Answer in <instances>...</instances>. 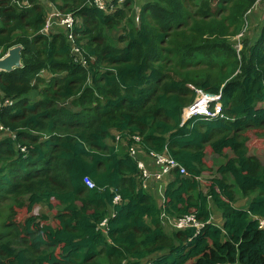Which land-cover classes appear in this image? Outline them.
<instances>
[{
  "label": "trees",
  "instance_id": "16d2710c",
  "mask_svg": "<svg viewBox=\"0 0 264 264\" xmlns=\"http://www.w3.org/2000/svg\"><path fill=\"white\" fill-rule=\"evenodd\" d=\"M22 1L0 0V58L23 46V66L0 71V125L11 132L0 136V201L14 199L0 228V264H264V162L249 146L250 132L264 138V27L243 37L240 52L229 37L262 0H147L139 23L130 0L109 14L90 0ZM46 1L80 19L73 40L55 24L43 32ZM224 54L235 63L220 84L173 65ZM192 83L220 93L227 118L183 122ZM129 134L142 151H166L185 167L162 205L141 186L133 141L117 140ZM208 151L224 161L205 184ZM36 205L47 210L34 214ZM162 212L193 214L202 226L169 229Z\"/></svg>",
  "mask_w": 264,
  "mask_h": 264
},
{
  "label": "built area",
  "instance_id": "2783aa9c",
  "mask_svg": "<svg viewBox=\"0 0 264 264\" xmlns=\"http://www.w3.org/2000/svg\"><path fill=\"white\" fill-rule=\"evenodd\" d=\"M125 0H90L88 3L96 8L103 10L105 13H113L118 8H122ZM24 5H28V1L24 0ZM49 7V5L47 6ZM49 16L46 20L45 28L43 32L46 33L52 25H57L58 28H61L66 32V34L73 40L72 30L79 23V19L75 17L73 12H63L58 8H47ZM137 23L140 22V12L137 11L135 16ZM72 50L77 54H81V49L72 41ZM80 61L83 62V58L79 57ZM191 88L195 90V98L193 102L188 105L183 112V122L190 120L192 118H204V119H213V118H227L223 111V106L221 102V94H215L212 92L205 91L194 85H190ZM2 128V125H1ZM131 139L133 141L131 147V154L137 159L140 167V181L143 188H147L149 180L156 178L159 180L164 179L166 176L171 179L175 172L178 170L181 174H185V167L182 166L178 161L172 158L168 152H145L140 149L138 145L140 137L136 134H129L127 139L121 136H117V140H121L125 144ZM116 140V141H117ZM118 142V141H117ZM146 160H150L153 164L158 166L157 170L152 171L151 168L147 165ZM85 183L88 187H94L95 183L89 177L84 178ZM164 198V195H163ZM121 196L116 194L114 197V204H118L121 201ZM164 200V199H163ZM161 218L164 224L172 225L176 229H182L187 227H196L199 228L202 226V223L196 220L193 214L186 215L175 220L172 217H168L165 212L161 213ZM259 225L261 228H264V217L259 218ZM105 225V221L102 223ZM146 264H153L151 261Z\"/></svg>",
  "mask_w": 264,
  "mask_h": 264
},
{
  "label": "rangeland",
  "instance_id": "374dc122",
  "mask_svg": "<svg viewBox=\"0 0 264 264\" xmlns=\"http://www.w3.org/2000/svg\"><path fill=\"white\" fill-rule=\"evenodd\" d=\"M127 9L128 13L136 12L134 17L137 14V9H135V6H140L141 8L146 5L147 0H130L128 1ZM49 7H54V5L49 2ZM134 10V11H133ZM232 13L231 10H228L224 13V18L227 20H231ZM264 27V0L257 2L253 8L247 12V14L243 17V22L241 24V31L238 33H235L231 36V42H233V46L237 49L238 52H240L243 48L242 45V39L243 37H248L252 40H254L260 33L261 29ZM185 29V27H182ZM124 29V28H123ZM182 30V29H181ZM122 28H114L109 31V34L112 37L117 38L119 34H121ZM84 40H82L83 42ZM85 42V41H84ZM122 44V43H119ZM80 57L84 58L85 56L81 53L79 55ZM191 60L183 59L182 57H177L175 63L173 64L176 68H179L180 72H187L192 80H200L205 79L209 77L211 83L213 84H220L222 75L228 73H233V64L234 59L229 54H224L221 57H215L212 62H209L208 59L203 56L199 55L191 64L188 62ZM189 64L190 66L184 67L186 64ZM194 84V83H192ZM195 85V84H194ZM196 86V85H195ZM9 133L5 130H2L0 132V136H8ZM250 141L249 146L251 149V152L257 154L260 156L261 160L264 162V138H258L254 132H250ZM228 154L231 155V153L228 152ZM206 162L212 167L211 170L205 171L202 180L205 184L208 183L209 178L212 176H217L219 173L217 172V169L219 165L224 161L223 158H220L219 156L215 155L211 151H208L206 153ZM232 176H229V180L232 181ZM206 190V187H204ZM14 202V199L10 197L7 200L0 201V228H2V224L5 220V218L9 214V208L11 204ZM248 200L247 198H239L238 204H247ZM237 204V205H238ZM47 208L43 205H36L33 213L38 214L42 213ZM54 210L49 211L51 218L50 222L56 223L52 216L54 214ZM28 216V213L26 211H22V214H20V217L25 219V217ZM221 217L219 213H216L214 215L213 220L217 223H221ZM169 229L172 227L169 225Z\"/></svg>",
  "mask_w": 264,
  "mask_h": 264
},
{
  "label": "crops",
  "instance_id": "0c3cea01",
  "mask_svg": "<svg viewBox=\"0 0 264 264\" xmlns=\"http://www.w3.org/2000/svg\"><path fill=\"white\" fill-rule=\"evenodd\" d=\"M121 45V44H120ZM43 76H47V77H50V74L46 71H43L42 72ZM114 134L116 135V132H114ZM109 142H111V140H109ZM113 142V140H112ZM123 144V147L125 146V143L122 142ZM146 163L147 165L151 168L152 171H155L157 170L158 166L156 164H153L150 160H146ZM171 179H169L168 176H166L164 179L162 180H159V179H156V178H152L149 180V184H148V187L146 189H150L152 191V193L157 196V201L159 202L160 205L163 204V193L165 191V188H166V185L168 184V182L170 181ZM238 204V203H237ZM238 205H244V204H238ZM216 215V214H214ZM213 215V217H214ZM213 217H212V221L217 224V225H222L223 222H224V219L222 218L221 214H220V217H221V223H217L213 220ZM170 227V226H168ZM172 228V227H171Z\"/></svg>",
  "mask_w": 264,
  "mask_h": 264
},
{
  "label": "water",
  "instance_id": "95a60500",
  "mask_svg": "<svg viewBox=\"0 0 264 264\" xmlns=\"http://www.w3.org/2000/svg\"><path fill=\"white\" fill-rule=\"evenodd\" d=\"M23 46L18 44L8 49L7 53L0 58V71H12L15 68H21Z\"/></svg>",
  "mask_w": 264,
  "mask_h": 264
},
{
  "label": "clouds",
  "instance_id": "9594fccd",
  "mask_svg": "<svg viewBox=\"0 0 264 264\" xmlns=\"http://www.w3.org/2000/svg\"><path fill=\"white\" fill-rule=\"evenodd\" d=\"M23 1H24V0H23ZM23 1H22V3H23ZM27 1H28V0H27ZM126 1H127V0H125V2H124V4H123V7H124ZM22 3H21V4H22ZM48 3H49V1H46V2L44 3V4H45V8H48V7H47V6L49 5ZM52 4H53V3H52ZM23 5H24V4H23ZM27 6H30L29 1H28V5H27ZM54 7H55V6H54ZM123 7H122V8H123ZM135 9H137V11L139 10V12H140V10H141L140 6H135ZM106 14H109V13H106ZM77 18H78V17H77ZM78 19H79V18H78ZM79 22H80V19H79ZM136 23H137V22H136ZM9 103H10V102H9ZM0 130H1V131H2V130H5L6 132L9 133V135H11V132L7 131L5 128H3V126H2V128H1V125H0ZM1 131H0V132H1ZM9 135H8V136H9Z\"/></svg>",
  "mask_w": 264,
  "mask_h": 264
}]
</instances>
